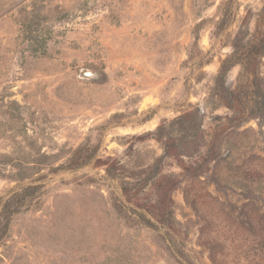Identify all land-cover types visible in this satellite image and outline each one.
<instances>
[{
	"label": "rangeland",
	"instance_id": "rangeland-1",
	"mask_svg": "<svg viewBox=\"0 0 264 264\" xmlns=\"http://www.w3.org/2000/svg\"><path fill=\"white\" fill-rule=\"evenodd\" d=\"M0 264H264V0H0Z\"/></svg>",
	"mask_w": 264,
	"mask_h": 264
}]
</instances>
